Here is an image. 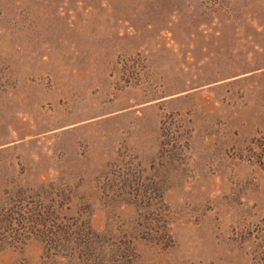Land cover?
I'll return each instance as SVG.
<instances>
[{
	"label": "rangeland",
	"instance_id": "374dc122",
	"mask_svg": "<svg viewBox=\"0 0 264 264\" xmlns=\"http://www.w3.org/2000/svg\"><path fill=\"white\" fill-rule=\"evenodd\" d=\"M0 264H264V0H0Z\"/></svg>",
	"mask_w": 264,
	"mask_h": 264
},
{
	"label": "trees",
	"instance_id": "16d2710c",
	"mask_svg": "<svg viewBox=\"0 0 264 264\" xmlns=\"http://www.w3.org/2000/svg\"><path fill=\"white\" fill-rule=\"evenodd\" d=\"M7 222H9V221H7ZM7 222H6V223H7Z\"/></svg>",
	"mask_w": 264,
	"mask_h": 264
}]
</instances>
